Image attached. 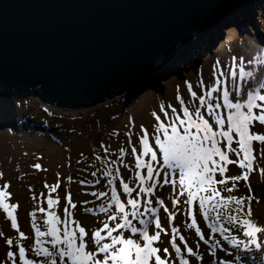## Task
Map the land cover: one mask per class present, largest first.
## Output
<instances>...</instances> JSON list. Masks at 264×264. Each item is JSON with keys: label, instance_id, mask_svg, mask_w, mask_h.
<instances>
[{"label": "snow or ice", "instance_id": "1", "mask_svg": "<svg viewBox=\"0 0 264 264\" xmlns=\"http://www.w3.org/2000/svg\"><path fill=\"white\" fill-rule=\"evenodd\" d=\"M253 63L264 65V51L255 60L248 59L249 66ZM197 87L199 95L192 84L187 85L192 100L198 101L193 109L183 98H178L182 116L171 105L167 106L171 115L161 106L165 120L153 113L156 123L151 131L141 125L135 141L134 133L129 132L127 148L113 152L110 145H102L103 154L85 164L82 171L92 179L77 183L93 189L83 194L94 201L83 204L86 213L97 215V227L88 230L75 218L78 204L70 190L63 197L62 215L56 210L61 207V197L53 198L51 193L60 187L57 178L53 185L44 184L49 192L47 208L38 205L31 213L34 238L25 244L29 236L20 231L15 214L19 205L8 202L10 193L0 190V210L18 232V241L6 238L8 250L0 264H246L245 255H238L237 250L246 253L255 246L264 251V225L252 220L250 204L243 197L223 195L219 187L231 193L235 182L248 180L257 159L255 143L261 146L260 158L264 159V132L252 130L257 125L264 128V80L257 79L240 60L227 72L217 69L214 83L205 84L201 79ZM129 154L134 157V184L121 174V166L128 167L124 158ZM233 164L243 171L227 177L228 165ZM32 167L40 169L41 165ZM229 182L233 187H226ZM9 187L3 184V189ZM166 187L172 194V206L183 203L191 216L189 227L211 250L207 259L189 247L183 235L179 240L184 243L178 244L174 226L170 230L174 251L158 246L174 216L157 195L158 189ZM89 203L93 207H87ZM161 210L167 213L164 225ZM36 212L42 214L43 228ZM198 216L207 222L204 230L198 226ZM228 246L233 251H227Z\"/></svg>", "mask_w": 264, "mask_h": 264}, {"label": "rangeland", "instance_id": "2", "mask_svg": "<svg viewBox=\"0 0 264 264\" xmlns=\"http://www.w3.org/2000/svg\"><path fill=\"white\" fill-rule=\"evenodd\" d=\"M255 6L252 8L251 20L246 23H243L241 17L244 12L238 9L234 15L226 16L221 20L223 22L210 27L209 31L203 33L196 42L190 43L191 47L186 54H177L172 61L171 69L138 88L135 95L126 94L112 102L80 113L50 109L33 99L18 101L0 98V173L3 174L0 177V190L10 193L8 202L19 205L15 214L20 231L29 236L25 244L33 241L34 238V231L31 230V213L36 211L38 205L47 208L46 197L49 192L44 184L46 182L53 185L57 178L60 179V187L56 193H51L53 198L57 195L61 197V207L56 210L62 215L63 197L70 190L74 202L78 204L75 218L82 225L87 226L88 230L97 227V215L86 213L83 204L85 200L94 201V198L83 194L93 189L77 183L82 178L92 179L82 171L85 164L93 163L95 156L103 154L102 145H110L113 152H117L119 147L127 148L129 132L134 133L135 141L141 125L151 131L156 123L153 113L160 115L161 120H165L160 110L161 106H164L171 115V108L167 107L171 105L182 116L178 98H183L185 104L193 109L198 101L192 100L187 88L189 83L199 95L200 90L197 86L201 79L205 84L214 83L217 69L227 72L229 66L237 64L240 60L244 61L248 70L254 72L257 79L264 80V65L247 64L249 58L255 60L258 54L264 51V18H262L264 13L256 10L260 6L264 10V1ZM234 16L237 17L233 19ZM215 26L218 27L215 29ZM1 116L5 117L1 118ZM252 130L264 132V128L259 125ZM233 147L237 145L234 143ZM260 147L258 143L254 144L257 159L247 181L241 179L235 182V189L231 193L225 191L224 186L219 187L225 196L245 198L246 204H250L251 207L252 220L264 225V198L257 194L261 183L264 182V172L260 171L264 169V159L260 158L259 153ZM230 158L236 159L231 154ZM124 162L128 167L121 166V174L126 181H132L134 184V157L129 154L124 158ZM34 164H40L41 168L32 167ZM242 171L236 164L228 165L226 176L240 175ZM216 178L220 179L219 175ZM5 183L10 184L8 189H3ZM226 187L231 188L233 185L229 182ZM252 189H254L253 194ZM157 195L165 200L169 211L174 213L167 225L168 234L162 233L158 246L169 247L170 252L174 251L170 247V230L174 226L177 228V243L180 245L184 243L179 240V236L183 235L188 246L193 247L198 255H204L207 259L211 250L199 239L195 230L189 227L191 216L187 214L183 203L173 207L172 194L167 187L158 189ZM33 196L36 199H33ZM95 203L98 204L99 201ZM87 207L91 208L93 204L89 203ZM0 216L3 218L0 221V233L3 234L0 235V260H3L8 250L6 238L18 241V232L11 228L10 221L2 210ZM36 216L38 225L43 228V221L40 219L42 214L36 212ZM166 216L167 213L161 210L162 225ZM206 225L207 222L202 220V216H198V226L204 230ZM227 251H233L231 246H228ZM237 254L245 255L246 264H264V251L255 246H250L246 253L243 249L237 250ZM29 255L31 258V254ZM218 258L224 259V256ZM197 264L200 262L197 261Z\"/></svg>", "mask_w": 264, "mask_h": 264}, {"label": "water", "instance_id": "3", "mask_svg": "<svg viewBox=\"0 0 264 264\" xmlns=\"http://www.w3.org/2000/svg\"><path fill=\"white\" fill-rule=\"evenodd\" d=\"M245 1L0 0V97L80 113L135 95Z\"/></svg>", "mask_w": 264, "mask_h": 264}, {"label": "bare ground", "instance_id": "4", "mask_svg": "<svg viewBox=\"0 0 264 264\" xmlns=\"http://www.w3.org/2000/svg\"><path fill=\"white\" fill-rule=\"evenodd\" d=\"M262 1H264V0H262ZM261 0H247L244 4H242L238 9H236L234 12H231V13H229V14H227V17H229V16H232V15H234V13L238 10V11H241V12H244L243 13V15L241 16L242 18H243V23L245 22L246 23V21H250L251 20V18H252V8L256 5V6H258L261 2H262ZM257 2V3H256ZM255 6V7H256ZM261 7V8H260ZM258 9H256L257 10V12H260V11H262V14L264 13V10H263V7L262 6H260ZM237 16H234V17H232L233 19L234 18H236ZM262 18H264V17H262ZM221 22H223V21H220L219 23H221ZM221 25V24H220ZM219 25V26H220ZM216 27H218V26H215V29H216ZM201 35L202 34H200V35H197L193 40H192V42L191 43H193V42H196L200 37H201ZM190 44H187V45H185L184 46V48L179 52V51H177L175 54H174V56L175 57H177V54L178 53H182V55H184V54H186V52L190 49ZM174 57V58H175ZM173 58V59H174ZM27 99H33L34 101H36V102H39V100L35 97V96H33V95H29V96H27ZM40 103V102H39ZM40 105H41V103H40ZM3 220V218L0 216V221H2ZM260 250V249H259Z\"/></svg>", "mask_w": 264, "mask_h": 264}, {"label": "trees", "instance_id": "5", "mask_svg": "<svg viewBox=\"0 0 264 264\" xmlns=\"http://www.w3.org/2000/svg\"><path fill=\"white\" fill-rule=\"evenodd\" d=\"M260 12H262V11H260ZM16 102V101H15ZM2 117H5V116H1V118ZM3 119H5V118H3ZM254 193V189H252V194ZM261 198H264V182L263 183H261V188H260V190H259V192L257 193Z\"/></svg>", "mask_w": 264, "mask_h": 264}]
</instances>
